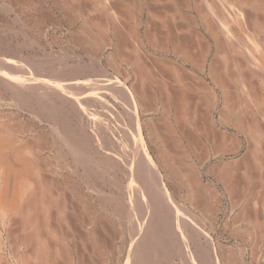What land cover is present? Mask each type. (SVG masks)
<instances>
[{"label":"bare ground","instance_id":"6f19581e","mask_svg":"<svg viewBox=\"0 0 264 264\" xmlns=\"http://www.w3.org/2000/svg\"><path fill=\"white\" fill-rule=\"evenodd\" d=\"M9 1L15 13L12 21L25 26V20L28 24L31 19L43 29L45 14L37 11V1ZM81 1L51 3L64 9L67 27L78 24L67 39L76 49L86 50L96 67L76 57L72 63L60 58L61 67L54 69L45 59L28 63L24 55L23 59L0 49V264H117L123 248L122 264H207L211 257L217 264H240L245 247L238 255L237 249L227 255L226 247L211 238L221 202L211 191L213 185L203 183L201 168L189 159L191 144L186 141L191 135L207 136L203 122L213 126L215 111L219 125L235 128L246 137L250 149L243 169H234L239 167L235 159V167L218 162L219 167L209 170L213 169L227 192L229 212L241 214L230 219L231 235L247 244L248 264H264V0ZM93 12L99 16L92 17ZM143 12L149 17L146 21ZM179 21L185 25L180 31L189 33L196 27V45L205 44L196 56L176 46L171 29H177ZM151 22L160 32L155 26L150 29ZM144 39L145 46L164 53L171 50L176 57L154 56V62L163 61L159 63L169 72L174 92L161 85L164 95L159 102L156 93L147 95L142 87L132 91L133 81L127 82L132 69L124 77L114 74L123 73L117 66L126 59L135 73L144 69L140 84L153 78L142 66L147 51ZM171 41L169 49L165 45ZM128 49L131 53H126ZM102 54L108 68L99 62ZM151 101L161 106L159 119L146 118L143 134L137 112L149 113L146 104ZM117 103L130 116L125 119L131 120V126L121 118ZM104 112L106 122H101ZM114 116L123 120L119 141L107 125ZM149 139L157 145L154 157L147 149ZM164 177L183 187V205L174 200ZM107 183L108 191L103 189ZM121 223L129 225L125 237L118 230ZM169 252L176 260L166 256Z\"/></svg>","mask_w":264,"mask_h":264},{"label":"rangeland","instance_id":"374dc122","mask_svg":"<svg viewBox=\"0 0 264 264\" xmlns=\"http://www.w3.org/2000/svg\"><path fill=\"white\" fill-rule=\"evenodd\" d=\"M9 0H0V34H2V35H0V49H4L5 51L6 50H11V51H13V54L15 55V56H17V55H20L21 57L20 58H23V56L22 55H24V57H25V61H27L26 59L28 58L29 59V61H28V63L30 62V59H31V62L30 63H32L33 61L35 62V61H45V64L47 65V63L48 64H50V65H52L53 66V68H54V66H55V68H57V67H61V66H59L58 65V60L59 61H61V59H68V62L69 63H72L73 61H75L76 60V57H80V59H81V62H85L86 63V65L88 66V67H90V68H93V67H96L95 65H94V63H93V61H91V59H90V57H89V53H87L86 52V50H84V49H81V48H79V49H76V47H74V45H73V43H72V41L71 40H69V39H67V37L69 36H71V33H72V30L76 27V25H78L77 23H75V24H73V26L71 27V28H69V27H67V25H66V23L68 22L67 20H68V17L67 16H65V12H63L64 11V9L63 8H59V6L57 7V6H55V5H52V3H51V0H30V1H37V3L39 4V5H37V8L36 9H38L37 11L39 12V14H45V17H43V19H44V27H43V29H40V28H38V26H36V24H33L34 23V20H31V19H28L29 20V23L28 24H26V21L27 20H25V26L23 25V24H21L22 26H20V24L19 23H15L14 21H12L14 18V15H15V13L14 12H11V10H10V8H11V5H10V1L8 2ZM14 1V0H13ZM82 1H84V0H82ZM81 1V2H82ZM142 1V0H141ZM24 4H26L27 3V1L26 0H24V1H22ZM26 2V3H25ZM143 2V1H142ZM41 3V4H40ZM2 4V5H1ZM6 4V5H5ZM8 4V5H7ZM43 4V5H42ZM48 4H50V5H48ZM84 5H86L87 6V3H84ZM142 5H144L143 3H142ZM2 6V7H1ZM7 6V7H6ZM53 6H55V7H53ZM49 7V8H48ZM52 7V8H51ZM57 7V8H56ZM183 7V6H182ZM4 9H5V11H4ZM35 9V10H36ZM55 9V10H54ZM15 10H17V9H15ZM58 10V11H57ZM183 11L182 12H185V10L184 9H182ZM2 11H4V13L2 12ZM52 11V12H51ZM2 12V13H1ZM9 12V13H8ZM11 12V13H10ZM51 12V13H50ZM6 13V14H5ZM46 14H48V15H46ZM81 14H83L82 12H81ZM92 14H93V16H92ZM90 16H92V17H96V15L97 16H99L98 15V13H96V15H95V12H93ZM119 14L123 17V14H121V12H119ZM53 15H54V17H53ZM58 15V16H57ZM142 16V18H143V20H147V18H149L148 16H147V18H146V15H145V13L143 12V14H141ZM47 16V17H46ZM61 16V17H60ZM66 18H64V17ZM119 16V15H118ZM6 17V18H5ZM10 17V18H9ZM2 18H4V19H2ZM13 18V19H12ZM47 18V19H46ZM7 20H9V21H7ZM53 20V21H52ZM67 21V22H65L64 23V21ZM4 21V22H3ZM55 21V22H54ZM6 22H8L7 24H6ZM13 22V23H12ZM33 22V23H32ZM5 23V24H4ZM24 23V22H23ZM47 23V24H46ZM152 23V25H151V28L150 29H154V26H155V30L157 31H159L160 32V30H159V28H158V26L156 25V23L155 22H151ZM12 24V26H10V25ZM58 26H57V25ZM169 24H170V22H169ZM177 24H178V26H177ZM19 25V26H18ZM75 25V26H74ZM183 25V26H182ZM3 26V27H2ZM4 26H5V28H4ZM8 27V30H7V27ZM26 26H32L33 27V29L31 28V27H26ZM35 26L37 27V28H35ZM48 26V27H47ZM175 26H176V28L177 29H175V27H172V31L174 32V35L176 36V38H177V41H178V45L176 44V46H181V48L182 47H186L187 49H189V52L191 53V55H197V54H199L201 51L200 50H204V48H205V44H198V45H196L197 43L195 42V39H193L194 37H193V31H195V29L194 28H196V27H194V28H192V30H190V32L189 33H184V23H182V22H178V23H175ZM141 27V28H140ZM139 27V32L141 33V31H143L142 30V28H143V26H140ZM27 28H28V30H27ZM5 29V30H4ZM14 29H15V31H14ZM47 29V30H46ZM178 29H179V31H178ZM181 29H183L182 31H180ZM4 30V31H3ZM40 30V31H39ZM68 30V31H67ZM163 29H161V31H162ZM178 32H177V31ZM17 31V32H16ZM25 33H24V32ZM42 31V32H41ZM157 31V32H158ZM14 32H16V33H14ZM34 32V33H33ZM177 32V33H176ZM181 32V33H180ZM182 32L185 34H182ZM192 32V33H191ZM7 33V34H6ZM18 33H19V35H18ZM41 33V34H40ZM181 34V35H176V34ZM26 34H27V37H26ZM29 34H30V36H29ZM70 34V35H69ZM35 37H34V36ZM11 36V37H10ZM64 36V37H63ZM182 36H184V37H182ZM5 37L7 38V39H5ZM179 37V38H178ZM4 38V39H3ZM9 38V39H8ZM142 38H143V35H142ZM183 38V39H182ZM31 39V40H30ZM40 39V40H39ZM190 39V40H189ZM192 39V40H191ZM17 42H16V41ZM22 40V41H21ZM24 40V41H23ZM28 40V41H27ZM30 40V41H29ZM145 40V39H144ZM175 40V39H174ZM3 41V42H2ZM41 41V42H40ZM69 41V42H68ZM181 41V42H180ZM182 41H183V43H182ZM12 42H14V43H12ZM24 42V43H23ZM180 42V43H179ZM18 43V44H17ZM21 43H23V44H21ZM29 43V44H28ZM48 43V44H47ZM56 43V44H55ZM68 43V44H67ZM144 43V46H145V43H146V40L143 42ZM188 43V44H187ZM195 45H194V44ZM13 44V45H12ZM35 44V45H34ZM147 44V43H146ZM173 44H174V42L173 41H171L170 42V44H167V45H165L167 48L169 47V49H171L172 48V46H173ZM185 44H186V46H185ZM3 45V46H2ZM15 45V46H14ZM20 47H19V46ZM31 45L33 46V48L31 47ZM69 45V46H68ZM72 45V47H70ZM128 45V44H127ZM126 45V46H127ZM5 46V47H4ZM7 46V47H6ZM18 46V47H17ZM43 46V47H42ZM129 46V45H128ZM179 46V47H180ZM190 46V47H189ZM200 47V48H196V47ZM204 46V47H203ZM26 47V48H25ZM32 48V49H30V48ZM40 47H42V48H40ZM195 49V54L193 53L194 52V49ZM70 48V49H69ZM152 47H150L149 48V46L148 45H146L145 47H144V49L145 50H147L146 52H145V55H144V60L142 61V62H144L143 63V68L144 67H147V73L148 72H150V73H152V74H150V75H152V77L153 78H151V77H148V82L146 81V79H145V81L144 82H146V84L145 83H143L144 84V86L142 85V84H140L141 82L140 81H142L141 79H142V76H144V75H142V72H143V68L142 67H140L141 69H143V70H140V71H137L136 73H135V71H134V69H133V65H131V64H128V65H130L129 66V68H127L128 67V65H126L125 64V62L124 61H126V59L125 60H121V61H119V63H118V65L119 66H117L118 67V69L121 71V72H123V73H121V74H123V75H121L120 74V72L117 70V71H115V75H116V72L118 73V75L119 76H122V77H124V73H126V70L127 69H132L133 70V73L132 74H129V78L127 79L128 81V85H129V83L131 84V80L133 81V83L135 84H131V86L129 85V87L132 89L133 87V92H136V91H139V89H140V87H142L141 89H144V92L148 95H150V93L152 94H155L156 93V99L158 100V102H159V99L158 98H161V96H163L164 95V93L163 92H161V89H162V87H165V85H167L168 86V88H170V92L172 91V81H171V76H170V74H169V72L168 71H165L164 69L165 68H163L164 66H162L161 65V63H159V62H161V61H158V62H154V56H157L156 54H158V56L156 57V58H158V57H161V54H163L162 56H164L165 54L166 55H170L169 57H172V58H176L173 54H172V52L170 53V51L171 50H169V51H167V53H164V52H166V51H161L160 49H158V48H156V50L154 49V48H152ZM15 49H16V51H15ZM34 49V50H33ZM39 51H37V50ZM72 49V50H71ZM184 49V48H183ZM193 49V50H192ZM19 50V51H18ZM30 50V51H29ZM152 50V51H151ZM159 51V53H158V51ZM192 50V51H191ZM25 51V52H24ZM28 51V52H27ZM45 51V52H44ZM74 53H73V52ZM84 51V52H83ZM128 51V52H127ZM126 51V53H131L130 52V49H128ZM149 51V52H148ZM151 51V52H150ZM198 51H199V53H198ZM22 52V53H21ZM141 52H142V50H141ZM21 53V54H20ZM25 53V54H24ZM32 55H31V54ZM63 53V54H62ZM151 53L153 54V55H151ZM170 53V54H169ZM17 54V55H16ZM48 54V55H47ZM56 54V55H55ZM66 54V55H65ZM68 54V55H67ZM82 54V55H81ZM84 54V55H83ZM86 54V55H85ZM88 54V55H87ZM148 54V55H147ZM160 54V55H159ZM26 55V56H25ZM32 57H31V56ZM36 55V56H35ZM43 55V56H42ZM44 55H46L45 57H44ZM53 55H54V57H53ZM64 55V56H63ZM150 55V56H149ZM39 56H42V58H40ZM70 56H71V58H70ZM82 56H84V58L82 57ZM104 56V54H102V57L100 58V60H99V62H101L105 67H107L108 68V66H110L108 63H107V61H106V59H105V56ZM147 56V57H146ZM153 56V57H152ZM31 57V58H30ZM33 57H34V59H33ZM39 57V59H37ZM47 57V58H46ZM51 57V58H50ZM59 57V58H58ZM211 57V55L208 57V58H210ZM61 58V59H60ZM75 58V59H74ZM103 58V59H102ZM45 59V60H44ZM47 59H48V62H47ZM55 59V60H54ZM87 60V61H86ZM103 60H105L104 62H103ZM119 60V59H118ZM149 61V62H148ZM152 61V62H151ZM50 62V63H49ZM54 62V63H53ZM58 62V63H57ZM121 62H124V63H121ZM163 62V61H162ZM149 63H151L150 65H149ZM159 63V64H158ZM89 64V65H88ZM105 64H107V65H105ZM121 64H122V67H121ZM147 66H146V65ZM156 64V65H155ZM57 65V66H56ZM158 65H159V67H158ZM125 66V67H124ZM120 67V68H119ZM154 67V68H153ZM161 67V68H160ZM54 68V69H55ZM150 68V69H149ZM156 68V69H155ZM148 69H149V71H148ZM152 69V70H151ZM158 70H159V72H158ZM109 71H112L111 70V68L109 69ZM162 71H164V72H162ZM157 72V73H156ZM166 72V73H165ZM53 72L51 71V74H52ZM163 73V74H162ZM98 74H99V72H98ZM158 75V77H157V75ZM162 74V75H161ZM57 75V74H56ZM202 75V77L207 81V82H209V84L211 85L212 83H211V81H210V78H209V76H207V74L205 75V73H203V74H201ZM204 75V76H203ZM94 75L92 74V78H95V77H93ZM156 76V77H155ZM164 78H163V77ZM136 77V78H135ZM167 77V78H166ZM132 78V79H131ZM167 80H166V79ZM207 78V79H206ZM163 80L162 82L160 81V80ZM154 81V82H153ZM160 81V82H159ZM166 81V82H165ZM168 81V82H167ZM170 81V82H169ZM150 82H151V84H150ZM159 83V85H158V83ZM169 83H170V85H169ZM156 85V86H155ZM161 85H162V87H161ZM136 86V87H135ZM155 86V87H154ZM150 87V88H149ZM134 89H136V91L134 90ZM138 89V90H137ZM151 89V90H150ZM160 90V91H159ZM150 91V92H149ZM153 91H155V92H153ZM160 93V94H159ZM162 94V95H161ZM172 94L174 95V92L172 91ZM171 94V95H172ZM159 95V96H158ZM188 95V98H190V96H191V105H192V102L194 101V95L192 94V93H190V94H187ZM148 104V103H147ZM146 104V107L148 106V108L146 109L147 111L146 112H149V113H146L145 114V112H143V111H141L140 113H138L137 112V116L139 117V120H140V122L143 124L142 126H143V128H142V132H144L143 134H145L146 133V130H144V127H145V122L147 121V119H151L152 118V120H153V122H156L158 119H159V110L161 109V106L159 105V103H154V101L152 102L151 101V104H150V102H149V105H147ZM117 105V106H116ZM115 106H116V109H117V111H119L120 110V114H121V118H123V120L126 122V125H132V124H130L131 123V120H129L130 119V116L128 115V114H126V112H124L122 109H123V107H122V105H120V104H116ZM151 105V106H150ZM157 108V110H158V113H157V111L156 110H154V109H156L155 107ZM122 107V108H121ZM149 107H151V108H149ZM119 108V109H118ZM121 108V109H120ZM160 108V109H159ZM152 110H154V111H152ZM123 111V112H122ZM152 111V112H151ZM156 112V113H155ZM105 113V114H104ZM104 113H102L101 114V116H100V118H101V122H106V116H107V112H104ZM125 113V114H124ZM141 113H143V114H141ZM124 114V115H123ZM140 114V115H139ZM218 112L217 111H215L214 112V114H213V119H214V121H215V126L213 125V126H211V124H209L208 125V123L206 122V120L203 122L204 124H205V126H206V128H208V129H206L207 131V136L206 135H202V136H197V135H191L192 137H190V136H188V139L186 140L187 142H188V146L191 144V146H189L188 147V149H189V153H190V156H189V159H190V157L192 158V159H190L192 162H193V164H196V166H198V167H200L201 169V179H202V181H203V183H210L209 185V187H211L212 185V187H211V191L213 192V194H214V196H215V199L216 200H218L219 201V210L217 211V214H216V217H215V220H214V228H213V231H212V233L210 234L211 235V238L212 239H214V240H218V242L222 245V246H224V247H226V250H225V252H226V254L228 255V253H231V251L233 252V251H235L236 249V251H235V253L238 255L239 254V252L242 250V249H244V247H245V249L244 250H242L243 251V254H242V264H248V261H249V257H250V255H249V248H248V246H247V244L244 242V240L242 241V239L240 240V238H237V237H233L232 235H231V232H230V230H231V227H229L230 226V224L232 223V217L233 216H240L241 214H240V212H237L236 213V211H234L233 213H230L229 212V210H228V204H229V197H228V195H227V192L225 191V189H224V186H223V184H221L222 182L220 181V180H218V178H217V175L216 174H214L213 172H212V170L213 169H211V170H209L210 169V167H216L217 168V166L219 165H221V164H223V163H228L229 162V164H231V163H233V162H238V161H236L235 159H238L239 160V164H237V165H235V163H233V164H231L232 166H239V167H237V168H234L235 170H237V171H239V169H243V167H246V165L248 164V156H249V147H250V143L249 142H246V141H248L247 139H246V137L244 138V136L240 133V132H238L235 128H232V126H230V125H224L223 126V124H220L219 125V123H218V120H216V118L218 119ZM109 115V114H108ZM128 115V116H127ZM151 117H150V116ZM153 115V116H152ZM154 115H155V117H154ZM126 116V117H125ZM104 117V118H103ZM103 118V119H102ZM112 118V119H111ZM115 116L114 117H110L109 118V124H107L108 125V127L110 128L109 129V131H114L115 132V134H117V135H115V137L117 138L118 136H119V138H121L122 136H123V131H121L120 129H119V126L121 127L123 124H122V121H121V119H117V118H115ZM125 118H129V119H127V120H129V121H127ZM141 118V119H140ZM147 118V119H146ZM108 120V119H107ZM120 121V122H119ZM117 122V123H116ZM207 124H206V123ZM113 123V124H112ZM116 123V124H115ZM112 126V127H111ZM117 126V127H116ZM213 127V128H212ZM215 127V128H214ZM218 127V128H217ZM225 127V128H224ZM115 128V129H114ZM131 128V127H130ZM222 128V129H221ZM216 129H218V130H216ZM120 130V131H119ZM210 130H212V131H210ZM216 130V131H215ZM229 130V131H228ZM234 130V131H233ZM213 131H215L214 133H213ZM116 132H118V133H116ZM224 132V133H223ZM226 132V133H225ZM123 133V134H122ZM210 133V134H209ZM234 133V134H233ZM239 133V134H238ZM214 134V135H213ZM226 134H228V135H226ZM233 134V135H232ZM121 135V136H120ZM190 135V134H189ZM210 136V137H209ZM213 138H212V137ZM226 136V137H225ZM231 136V138L229 139V137ZM236 138L235 140H234V137ZM217 137V138H216ZM243 137V138H242ZM119 138H117V140L119 141V140H121V139H119ZM201 138V139H200ZM206 138V139H205ZM215 138V139H214ZM223 138H225V139H223ZM237 138L239 139V141L237 140ZM146 140H148L147 138H145ZM191 139H193L192 141H191ZM196 139V140H195ZM208 139H209V141H208ZM212 139H214V140H212ZM227 139V140H226ZM150 141H149V143L147 142V149H150V150H148L150 153H151V155L154 157L155 156V153H156V149H157V145H155V144H153L152 143V141H153V139H149ZM167 139L166 138H164V142L166 141ZM206 140V141H205ZM218 140V141H217ZM219 140H220V142H219ZM232 142H231V141ZM246 140V141H245ZM194 141V142H193ZM212 141V142H211ZM242 141V142H241ZM151 142V143H150ZM163 142V143H164ZM167 142V143H166ZM165 142V145L167 146H169L170 148L171 147H173V145H171V143L169 142V141H166ZM186 142V143H187ZM216 142V143H215ZM245 142H246V144H245ZM200 143V144H199ZM203 143H204V145H203ZM225 143H226V146H227V148L225 147ZM242 143V144H241ZM248 143V144H247ZM149 144H152V145H149ZM195 144V145H194ZM203 145V147H202V145ZM208 144V145H207ZM221 144V145H220ZM223 144V145H222ZM230 144V145H229ZM234 144V145H233ZM154 145V146H153ZM194 145V146H193ZM199 147H198V146ZM201 145V146H200ZM211 145V146H210ZM218 145V146H217ZM220 145V146H219ZM239 145V146H238ZM244 145V146H243ZM247 147H246V146ZM151 146H152V149H151ZM238 146V147H237ZM150 147V148H149ZM154 147V148H153ZM196 147V148H195ZM228 147H230V148H228ZM246 147V148H245ZM200 148H203V150L202 149H200ZM172 149V148H171ZM206 149H207V151H206ZM211 149V150H210ZM226 149V150H225ZM176 150V149H175ZM200 150H201V153L199 154V152H200ZM209 150L210 151H212V152H210L211 153V155H209ZM218 150V151H217ZM221 150V151H220ZM222 150H224V151H222ZM230 150V151H229ZM245 150V151H244ZM246 150H248V151H246ZM152 151V152H151ZM204 151V152H203ZM206 151V152H205ZM216 151V152H215ZM220 151V152H219ZM226 151V153H224ZM228 151V152H227ZM231 151H233L234 152V154H233V152H231ZM155 152V153H154ZM154 153V154H153ZM194 153V154H193ZM203 153H205V155L203 154ZM214 153V154H213ZM221 153H223V154H221ZM201 155V157L199 158V155ZM202 154H203V156H202ZM208 154V155H207ZM196 156V159H195V156ZM212 155H214V156H212ZM220 157H218V156ZM245 155H247L246 157H245ZM216 157V158H215ZM234 157V158H233ZM219 158V159H218ZM223 158V159H222ZM227 158V159H226ZM199 160V162H201V163H199L198 162V160ZM202 159V160H201ZM204 159V160H203ZM214 159H216V161L214 160ZM241 159H242V161H241ZM201 160V161H200ZM221 160V161H220ZM244 160V161H243ZM197 161V162H196ZM204 161V162H203ZM211 161V162H210ZM195 162V163H194ZM215 162V164H213ZM218 162H219V164H218ZM242 162V163H241ZM243 162H245L244 164H243ZM208 163V164H207ZM247 163V164H246ZM201 164V165H200ZM210 164V165H209ZM211 164H213V165H211ZM216 164H218V165H216ZM243 164V165H242ZM209 165V166H208ZM203 166V167H202ZM207 166H208V168H207ZM218 166V167H219ZM242 166V167H241ZM239 168V169H238ZM207 173H206V172ZM161 172H162V170H161ZM211 172V173H210ZM163 173V172H162ZM164 175H165V173H163ZM212 177V178H211ZM215 178H216V180H215ZM102 179V178H101ZM165 177H164V179H163V181L165 182ZM167 180V179H166ZM103 182V181H102ZM171 181L170 180H167V182H166V184L168 185V187L170 186V190H171V194H172V196H173V198H174V200H176L177 201V203H179V204H181V205H183L182 203H185L184 201H185V199H184V194H183V187L182 186H180V184L179 183H177V181H172L171 183H170ZM216 183V184H215ZM173 184V185H172ZM176 184V185H175ZM178 184V185H177ZM217 185V186H216ZM106 186L107 187H105V185H104V187H103V189H105V188H108L107 189V191L110 189V187L108 186V183L106 184ZM171 187H174V188H171ZM177 187V188H176ZM213 187H214V189H213ZM85 189V188H84ZM175 189H176V193H174V191H175ZM213 190H215V192L213 191ZM179 191V192H178ZM217 192V193H216ZM224 192V193H223ZM179 193V194H178ZM221 196H220V195ZM176 195V196H175ZM178 197V198H177ZM180 197V198H179ZM182 197V198H181ZM220 198V200H219V198ZM223 197V198H222ZM227 197V198H226ZM222 200V201H221ZM180 201H181V203H180ZM227 209V210H226ZM226 211V212H225ZM196 213V212H195ZM230 213V214H229ZM226 214H227V216H226ZM229 214V215H228ZM232 214V215H231ZM236 214V215H235ZM240 214V215H239ZM231 215V216H230ZM229 217V218H228ZM231 217V218H230ZM228 219V220H227ZM231 219V220H230ZM230 220V221H229ZM224 221V222H223ZM205 222V221H204ZM204 222H200V225L202 226L203 224V226L202 227H205L206 228V226H207V224H206V222L204 223ZM227 223V224H226ZM128 223H121V224H119V226H118V230H122L123 231V234L125 233L124 231H126V227H128L129 225H127ZM226 225H227V227H226ZM122 226H124V227H122ZM123 229H122V228ZM227 229H226V228ZM229 227V228H228ZM125 228V229H124ZM118 230H117V233H118ZM117 236H119V234H117ZM123 237H125V234L123 235ZM220 240V241H219ZM127 242V241H126ZM125 242V243H126ZM235 242V243H234ZM244 243V244H243ZM228 246H227V245ZM244 245V246H243ZM230 246V247H229ZM234 248V250H233V248ZM124 249V248H123ZM122 249V253H121V256L119 257L120 258V262L121 263H117V264H122V262H123V259H124V254L126 253L124 250ZM230 249H232V250H230ZM247 249V250H246ZM228 250V251H227ZM239 250V251H238ZM166 256H168V257H170V258H174L175 259V256H173V254L172 253H168ZM249 256V257H248ZM122 258V259H121ZM176 260V259H175ZM207 260V259H206ZM209 262V263H208ZM217 264L216 263V261H215V259L214 258H212L211 257V259H208V261H207V264ZM240 263V264H241Z\"/></svg>","mask_w":264,"mask_h":264}]
</instances>
